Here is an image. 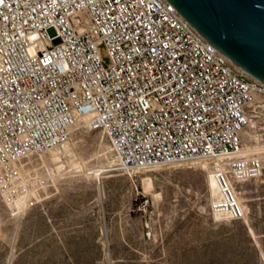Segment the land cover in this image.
Returning a JSON list of instances; mask_svg holds the SVG:
<instances>
[{"label":"built area","instance_id":"1","mask_svg":"<svg viewBox=\"0 0 264 264\" xmlns=\"http://www.w3.org/2000/svg\"><path fill=\"white\" fill-rule=\"evenodd\" d=\"M78 119L107 138L111 170L204 163L212 213L245 217L229 175L262 176L264 79L171 0H0V195L11 212L46 184L22 183L19 161L68 140Z\"/></svg>","mask_w":264,"mask_h":264},{"label":"rangeland","instance_id":"2","mask_svg":"<svg viewBox=\"0 0 264 264\" xmlns=\"http://www.w3.org/2000/svg\"><path fill=\"white\" fill-rule=\"evenodd\" d=\"M251 132L242 137L255 146ZM108 161L107 138L82 127L59 146L21 159L22 183L45 178L46 184L35 185L40 200L16 214L0 195V264H264V236H258L264 206L253 217L255 234L245 220L214 215L218 192L211 190L208 165L127 174ZM94 169L103 170L99 177L86 173ZM229 180L242 207L264 205V184L245 185L264 180V169L259 178Z\"/></svg>","mask_w":264,"mask_h":264},{"label":"water","instance_id":"3","mask_svg":"<svg viewBox=\"0 0 264 264\" xmlns=\"http://www.w3.org/2000/svg\"><path fill=\"white\" fill-rule=\"evenodd\" d=\"M212 42L264 79V0H171Z\"/></svg>","mask_w":264,"mask_h":264},{"label":"crops","instance_id":"4","mask_svg":"<svg viewBox=\"0 0 264 264\" xmlns=\"http://www.w3.org/2000/svg\"><path fill=\"white\" fill-rule=\"evenodd\" d=\"M264 184V180L261 181H248L245 183V185H254L256 187V190H258L260 187H262V185ZM264 205H243L244 210L246 211L245 213V217L243 219H236V220H245V224L248 227V232L249 233H254L255 234V230H254V225H255V221H254V214L256 213V211H259V213L261 212V208ZM258 236L263 237L264 233L259 234Z\"/></svg>","mask_w":264,"mask_h":264},{"label":"bare ground","instance_id":"5","mask_svg":"<svg viewBox=\"0 0 264 264\" xmlns=\"http://www.w3.org/2000/svg\"><path fill=\"white\" fill-rule=\"evenodd\" d=\"M82 122V119H78L77 120V122H76V124L74 125V128H76L80 123ZM53 149V148H52ZM252 151H259V149H257V148H252ZM113 162L114 161H108V163L110 164V165H112L113 164ZM78 167H83L82 165H79ZM100 171H103V170H101V169H99V170H92V171H86V173L87 174H92V175H95L96 177H99L100 175H101V172ZM209 182H210V186H211V190H212V192H214L215 190V181H214V178L212 177V175H211V173H209ZM229 185L231 186V188H232V190H233V192H234V194H235V196H236V199L238 200V202H240L239 201V199H238V197H237V195H236V193H235V191H234V188H233V185H232V183L230 182V180H229ZM209 186V187H210ZM216 194H217V192H216ZM218 195V194H217ZM18 207L20 208L21 207V204H22V200H20L18 203Z\"/></svg>","mask_w":264,"mask_h":264}]
</instances>
